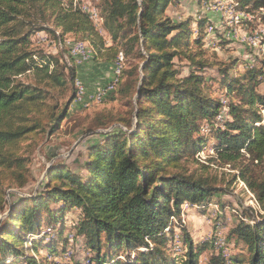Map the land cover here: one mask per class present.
<instances>
[{"label": "trees", "instance_id": "trees-1", "mask_svg": "<svg viewBox=\"0 0 264 264\" xmlns=\"http://www.w3.org/2000/svg\"><path fill=\"white\" fill-rule=\"evenodd\" d=\"M174 1L98 0L104 34L112 39L106 45L74 0H0V215L9 205L0 223V264H58L54 256L65 250V231L91 251L87 264H264V93L255 87L264 83V55L249 64L244 57L233 59L211 89L199 73L209 63L198 59L209 48L203 40L207 19L198 18L195 29L190 18L173 20L165 8ZM234 1L236 10L264 26V0ZM37 32L54 40L68 34L89 40L95 58L111 67L122 52L118 82L103 99L120 101L123 110L97 112L92 126L79 132L101 137L86 148V174L53 163L27 198L8 190L30 180L29 141L57 132L76 95L70 85L75 68L36 48ZM182 56L196 67L179 76L174 59ZM217 91L227 99L221 119L220 95L212 96ZM202 148L213 151L206 165L194 157ZM189 161L202 170H190ZM210 166L234 170L232 179L244 184L257 205L248 222L240 216L226 228L227 257L215 251L214 240L197 243L184 233V202L204 213L213 197L230 192L208 174ZM8 195L15 196L11 204ZM174 223L184 233L180 257L168 244ZM226 225L224 217H214L215 232ZM209 243L211 254L199 261ZM27 247L32 254L24 252Z\"/></svg>", "mask_w": 264, "mask_h": 264}, {"label": "rangeland", "instance_id": "rangeland-1", "mask_svg": "<svg viewBox=\"0 0 264 264\" xmlns=\"http://www.w3.org/2000/svg\"><path fill=\"white\" fill-rule=\"evenodd\" d=\"M73 3L74 6L89 15L99 33L104 35L106 45L112 44L111 37L106 36L103 31L104 20L99 16V11L96 6L98 0H74ZM165 14L173 20L190 18L192 20L191 26H193L194 29L198 18L204 17L207 19V23L203 29V40L205 45L209 48H207L206 52L201 55L202 57L198 59H206L209 64L201 71L198 70V72L200 71L199 73L204 76L205 82L211 85V89H216L219 86V82L212 79L220 78L221 75L219 70L228 65L233 59L239 61L244 57L249 64L252 62L253 58L256 59V57H260L261 53L257 43L260 38H262V42L264 41L263 23L259 18H255V16L236 10L234 0H175L174 3H169L167 5L165 8ZM216 28H219V30H216ZM248 38L252 39L253 44L249 42ZM219 40H222V43L217 45L216 43ZM32 41L36 48L43 50L45 53L57 55L67 68H75L76 76L74 81L70 82V85L74 86L76 90H78L76 86V82L78 81L84 86L86 85V89L89 88L87 91L94 92L102 85H105L106 81H111L113 79L112 77L114 75L116 64L117 66L119 64L121 65L119 75L124 67L125 58L122 52H118L116 60L113 63L114 67H111L108 65L109 61L104 58H95L97 52L89 40L75 39L69 34L64 35L63 38L54 40L51 37H48L44 32H37L32 36ZM77 41L85 42L86 50L88 51L89 48L90 51H92V53L90 52V55H88L90 58L84 55L78 57L71 51ZM262 55H264V46ZM174 64L175 69L179 72V76L188 74L189 71L195 70L196 67L191 60L184 58L183 56L181 58H175ZM90 66L91 69L95 67L97 70L99 69L103 72L100 71L101 73L99 75L96 73L92 75V72H89L87 74L88 78H94V80L92 81L89 79L90 83L86 84L82 75L85 71H89ZM67 68L65 70L66 73H68ZM237 71L242 70L241 68H238ZM229 73L230 75L238 74L236 71H229ZM97 79L99 80L98 82ZM90 84L94 85L93 89H90ZM255 87L259 92L264 93V83L258 84ZM218 95H220L221 107H219L216 119H221L226 111L227 99H225L219 91L212 92V96ZM103 100H90V102H87L82 106L78 103L79 101H77L75 95L69 105L67 117L60 125V129L50 137L29 141L33 145L27 153L29 156L27 165L31 172L29 182L22 189H9L8 191L14 193V195H22L29 198L35 193L40 185H42L45 181L44 177L48 169L56 162L65 163L72 171L86 174V172L81 169L82 164L87 157L86 148L89 144L99 141L101 137L93 132L87 134H79V132L84 128L92 126V118L97 112L111 111L112 113H115L118 110H123L120 101ZM259 112L261 118L264 119V106L259 108ZM260 124L263 123H259V125ZM113 127H115V123L111 124L106 129ZM106 129L99 128L96 131L103 132L106 131ZM207 131V125L203 124L201 132L206 133ZM212 152L211 148H202L195 153L194 157L199 163L206 165V159ZM188 167L190 170H202L198 163L196 164L192 161H189ZM233 173L234 170L229 167L210 166L208 174L212 175L217 185L221 188H228L230 192L222 194L219 197H213L211 204L207 207V210L204 211V213L197 212L189 207L186 202H184L181 208L182 221L186 229L184 233L188 234L191 239L197 243H205L214 240L216 246L215 251L217 250V247L220 248L222 251L219 252L225 257L229 255L231 250L223 248L226 228L233 225L240 216L244 217L243 219L248 222V219L251 218L252 214L254 216V211L257 210L253 194L246 189L241 181L232 179ZM13 198H15V196L12 195L11 197L10 195L9 198L8 195L7 199L9 204H11ZM222 205H224V209H222ZM8 208L9 205L5 212L0 215V223L9 213ZM216 215L218 218L224 217V222H226L227 225L224 227V230L218 228L215 232L213 229V223ZM176 220L177 219L175 218V221ZM178 223H174L175 227L172 232L171 240H168V244H172V249L174 250L173 255H179L177 257H180L185 252V248L183 246L184 233L176 226ZM41 227L42 229H47V226H45L44 223ZM64 236H67L68 243L65 246L64 252L56 254L54 260L57 261L58 264H87L86 257L91 255V251H87L79 240H75L73 233L65 231ZM210 246L209 243V245L202 250L199 255V261H205V259L211 254L213 249ZM123 251V249L119 250L118 253L120 256L123 255ZM24 252L32 254L28 247L24 248ZM41 253L44 254V252ZM167 253L170 256L172 255L169 250ZM40 257L42 256L40 255L39 258ZM47 259H51V257H47Z\"/></svg>", "mask_w": 264, "mask_h": 264}, {"label": "built area", "instance_id": "built-area-1", "mask_svg": "<svg viewBox=\"0 0 264 264\" xmlns=\"http://www.w3.org/2000/svg\"><path fill=\"white\" fill-rule=\"evenodd\" d=\"M248 40H249V42H251L253 44V41L251 38H248ZM257 44H258V48H259L260 53H261L260 56H262L263 46H264V42H262V38H260L258 40ZM74 48H76L78 57H82L83 55L88 56V51L83 47L82 43L75 44ZM116 73H118L117 64L115 65L114 75L112 77L113 79L115 78ZM113 79L111 81H109L108 83H106L105 85H102L99 89H96V91H94V92L87 91L88 89H86V87L82 83H79L77 81L78 92H76V99H77V101H79L78 103L83 106L84 104H86L87 102H90V100H93L94 98H97L98 96L106 95L112 89Z\"/></svg>", "mask_w": 264, "mask_h": 264}, {"label": "bare ground", "instance_id": "bare-ground-1", "mask_svg": "<svg viewBox=\"0 0 264 264\" xmlns=\"http://www.w3.org/2000/svg\"><path fill=\"white\" fill-rule=\"evenodd\" d=\"M80 43H82V45H83V47L86 49V45H85V42L83 43V42H78L77 41V43L76 44H80ZM73 53H75V55L77 56V51H76V48H73L72 50H71ZM90 52L92 53V51H90V49L88 48V55H90ZM71 56V55H70ZM74 56V55H73ZM72 57V56H71ZM74 58H75V56H74ZM88 58H90V56H88ZM117 69H118V73H116V76H115V78L113 79V82H112V89H111V91L112 90H114V88H115V86H116V84H117V82H118V76H119V72H120V69H121V65L119 64L118 66H117ZM76 86H77V89H78V83L76 82ZM77 92H78V90H76ZM105 96L106 95H104V96H98L97 98H94L93 100L94 101H101V99L104 97L105 98ZM92 101V100H91ZM224 103V102H223Z\"/></svg>", "mask_w": 264, "mask_h": 264}, {"label": "crops", "instance_id": "crops-1", "mask_svg": "<svg viewBox=\"0 0 264 264\" xmlns=\"http://www.w3.org/2000/svg\"><path fill=\"white\" fill-rule=\"evenodd\" d=\"M90 70H92V71H90ZM100 71L103 72L102 70H99V69L97 70L95 67H93V69H91V66H90V67H89V71H85V72L83 73V75H82V76H83V79H84L85 82H86V84H87V83L89 84V83H90V82H89L90 80H92V81L94 80V78H88V75H87V74H88L89 72H92V73H91L92 75H94V73H96V74L99 75V74L101 73ZM96 76H97V75H96ZM89 79H90V80H89ZM98 81H99V80L97 79V82H98ZM95 82H96V81H95ZM91 83H92V82H91ZM93 88H94V85L90 84V89H93ZM88 89H89V88H88Z\"/></svg>", "mask_w": 264, "mask_h": 264}]
</instances>
